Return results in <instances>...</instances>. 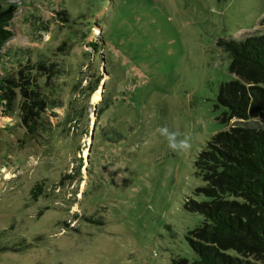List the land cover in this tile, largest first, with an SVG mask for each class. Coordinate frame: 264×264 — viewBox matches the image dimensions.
I'll list each match as a JSON object with an SVG mask.
<instances>
[{
	"label": "rangeland",
	"instance_id": "rangeland-1",
	"mask_svg": "<svg viewBox=\"0 0 264 264\" xmlns=\"http://www.w3.org/2000/svg\"><path fill=\"white\" fill-rule=\"evenodd\" d=\"M0 3L16 8L0 78L41 60L55 64L68 71L63 98L75 110L54 111L49 141L0 118V264L194 259L186 237L202 218L185 208L203 185L194 161L227 130L218 93L235 79L216 44L264 35V0ZM164 126L189 134L190 149L169 148ZM64 175L72 178L60 184Z\"/></svg>",
	"mask_w": 264,
	"mask_h": 264
},
{
	"label": "trees",
	"instance_id": "trees-1",
	"mask_svg": "<svg viewBox=\"0 0 264 264\" xmlns=\"http://www.w3.org/2000/svg\"><path fill=\"white\" fill-rule=\"evenodd\" d=\"M15 11L0 3V51L12 36ZM216 45L229 55L228 71L235 77L218 93L228 128L213 135L195 157L203 185L194 191L199 199L185 203L187 211L202 218L186 237L194 259L175 257L170 264H264V35L220 39ZM89 47L97 53L96 45ZM67 78L64 68L42 60L0 78V118L16 119L24 137L49 141L54 131L50 120L58 119L54 111L73 109L63 98L61 80ZM80 84L78 80L73 87L83 94ZM81 115L75 112L74 121ZM231 120L236 121L228 125ZM69 178L64 175L59 183ZM43 190L39 182L30 194L36 199Z\"/></svg>",
	"mask_w": 264,
	"mask_h": 264
},
{
	"label": "clouds",
	"instance_id": "clouds-1",
	"mask_svg": "<svg viewBox=\"0 0 264 264\" xmlns=\"http://www.w3.org/2000/svg\"><path fill=\"white\" fill-rule=\"evenodd\" d=\"M159 132L168 141V146L174 151L183 152L191 147V136L187 133L169 131L167 126L159 129Z\"/></svg>",
	"mask_w": 264,
	"mask_h": 264
},
{
	"label": "water",
	"instance_id": "water-1",
	"mask_svg": "<svg viewBox=\"0 0 264 264\" xmlns=\"http://www.w3.org/2000/svg\"><path fill=\"white\" fill-rule=\"evenodd\" d=\"M93 133H94V127L91 128L90 134H89V139H88L89 148H90V145H91V143L93 141Z\"/></svg>",
	"mask_w": 264,
	"mask_h": 264
},
{
	"label": "bare ground",
	"instance_id": "bare-ground-1",
	"mask_svg": "<svg viewBox=\"0 0 264 264\" xmlns=\"http://www.w3.org/2000/svg\"><path fill=\"white\" fill-rule=\"evenodd\" d=\"M93 97H94V96H93ZM95 100H96V99H95ZM95 100H94V102H95ZM94 102H93V103H94ZM95 104H96V103H95Z\"/></svg>",
	"mask_w": 264,
	"mask_h": 264
}]
</instances>
